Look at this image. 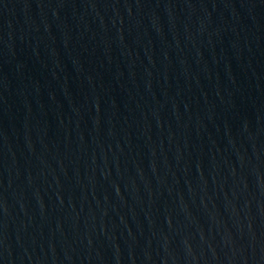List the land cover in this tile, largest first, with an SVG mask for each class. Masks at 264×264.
<instances>
[{"label": "water", "instance_id": "95a60500", "mask_svg": "<svg viewBox=\"0 0 264 264\" xmlns=\"http://www.w3.org/2000/svg\"><path fill=\"white\" fill-rule=\"evenodd\" d=\"M133 264H264V3L204 103Z\"/></svg>", "mask_w": 264, "mask_h": 264}]
</instances>
